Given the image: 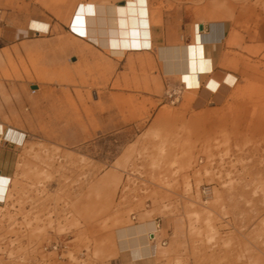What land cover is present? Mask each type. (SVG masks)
I'll return each mask as SVG.
<instances>
[{"label":"rangeland","instance_id":"1","mask_svg":"<svg viewBox=\"0 0 264 264\" xmlns=\"http://www.w3.org/2000/svg\"><path fill=\"white\" fill-rule=\"evenodd\" d=\"M72 2L0 0V126L25 136L0 134V264H126L115 232L135 221L159 226L140 264H264V0L149 4L230 25L226 62L243 75L225 71L233 94L203 108L147 54H57L61 39L93 49L68 26L91 1ZM24 14L49 33L6 40Z\"/></svg>","mask_w":264,"mask_h":264},{"label":"crops","instance_id":"2","mask_svg":"<svg viewBox=\"0 0 264 264\" xmlns=\"http://www.w3.org/2000/svg\"><path fill=\"white\" fill-rule=\"evenodd\" d=\"M79 0H73L72 3H76ZM91 2L88 4H80L84 5H105V10H109V5H122L127 2V0H90ZM164 0H146L147 4V12H146V29L144 36L147 38L143 40V46L140 49H129L124 52L132 53V54H147L150 56L152 62V68L154 70L153 75L158 76L160 78L168 79L173 81L174 79H179L181 85L184 86L186 91L196 92L197 96L193 101V104L196 108H202L207 104V101L210 99L207 98L204 100L203 104L198 101L199 93L203 87L207 84L210 77L209 75H201V78L197 79V87L190 86L187 82L184 83L183 74L189 72L192 73V64L194 59L197 58L198 45L202 46V50L206 58H209L212 61V69L214 76L219 78L222 73L225 71L233 70L237 72L240 76L243 75V70L241 67L231 66L226 62V42L229 35L230 25L224 20H212L208 23H195V16L190 10L182 7H175L171 9H152L149 10V4L156 6L159 3H163ZM80 5L75 9L69 20V28L71 29L72 36L80 42L86 43L90 45L93 49L87 48L85 46L75 45L73 47H69L65 45V41L58 40L57 41V54L65 55L67 52L73 51L78 57L75 60L76 63H80V65H87L93 59H96L93 50L98 52H105L108 50L98 46L92 40H90L89 36L81 35L72 30L73 21L77 15V11L80 8ZM30 15H22L17 18L7 19L5 23L10 24V28L5 29L3 32V37L7 40L5 35L12 34L16 27H24V31L19 33L20 35L25 33H31L28 36H22L20 40H26L32 36H40L47 35L49 33V25L39 20L31 19ZM30 19V20H29ZM35 24V26H33ZM30 26V27H29ZM39 27V28H38ZM87 37V38H86ZM192 40V41H191ZM262 40V39H261ZM9 41V40H8ZM191 41V42H190ZM198 44V45H197ZM109 53V52H108ZM196 53V54H195ZM124 54L122 56H124ZM112 56V55H110ZM106 58L107 60L114 62V58L119 59L120 57ZM99 58V57H98ZM251 67V66H250ZM246 69L249 67H245ZM254 68V67H253ZM145 71V68L143 69ZM256 72V71H254ZM224 74H231L225 72ZM236 78V86L238 84V78L231 74ZM255 75V74H254ZM239 76V77H240ZM253 77V76H252ZM212 78V77H211ZM200 86V87H199ZM235 86V88H236ZM187 87V88H186ZM194 87V88H193ZM234 88V89H235ZM233 89V92H234ZM233 92L229 95L231 96ZM226 101V99H225ZM224 101V102H225ZM205 104V105H204ZM223 104V103H222ZM221 104V105H222ZM217 105V104H215ZM220 106V105H218ZM2 129V128H1ZM14 131V130H11ZM10 131V132H11ZM3 132V130H2ZM9 132V133H10ZM156 132V131H153ZM14 133H19L14 131ZM2 134V133H0ZM3 180H10L11 178L0 170V182ZM7 194L4 198V204L6 202ZM153 224L154 222L149 221ZM148 223V222H147ZM140 224L134 222L131 227H136ZM118 231L115 232L116 242L118 247V253L121 258H123L126 264H140L145 261H149L157 256V241L153 239V236L157 233L156 231L147 232V243L150 247L151 255H146L145 257L140 258L137 254H133L130 252L129 248L121 242L119 239ZM149 236V237H148ZM134 260H138L133 262L131 260V255Z\"/></svg>","mask_w":264,"mask_h":264},{"label":"bare ground","instance_id":"3","mask_svg":"<svg viewBox=\"0 0 264 264\" xmlns=\"http://www.w3.org/2000/svg\"><path fill=\"white\" fill-rule=\"evenodd\" d=\"M105 7V5H80L73 21L72 30L78 34L89 36L90 40L107 49L109 54L114 57H121L126 50L132 48L140 49L143 46L142 39L147 38L144 36V28L147 22L145 19L147 12L146 0H127L122 5H109V12L105 10ZM22 31H24V27L18 26L12 34H7L5 37L9 41H16L17 36ZM197 49V54L195 53L197 58L194 59L192 64L194 71L192 70L190 74V71L183 74L184 83L187 82L188 85L197 87V79L201 78V75H209L210 79L205 87L201 89L198 101L203 104L204 100L209 98L216 104L224 103L225 99L232 93L237 80L231 74H223L219 78L214 76L212 61L205 57L200 44ZM1 128L0 126V133H3ZM9 130L3 133L6 139L17 145H23L25 136L22 133L16 134L14 131L10 130V132ZM131 219L134 221L135 217ZM156 225L154 222V226L152 223H145L136 227H127L120 234L121 242L129 248L130 252L143 259L146 255H151L146 235L149 231L158 232L159 228ZM153 239L157 241V233L153 236ZM158 244L162 246V242Z\"/></svg>","mask_w":264,"mask_h":264},{"label":"built area","instance_id":"4","mask_svg":"<svg viewBox=\"0 0 264 264\" xmlns=\"http://www.w3.org/2000/svg\"><path fill=\"white\" fill-rule=\"evenodd\" d=\"M182 87V91L184 90L185 91V89H184V86L182 85L181 86ZM175 100H177V98H175ZM202 193L205 195V196H209L210 195V193H211V191H210V188L208 187V188H203L202 189ZM157 227H159L158 225H156ZM162 245H165V243L164 242H162Z\"/></svg>","mask_w":264,"mask_h":264}]
</instances>
